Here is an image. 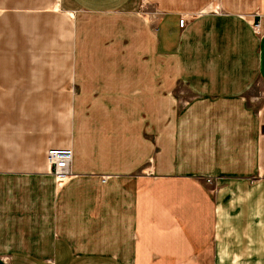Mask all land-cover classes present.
Masks as SVG:
<instances>
[{
    "label": "crops",
    "instance_id": "0c3cea01",
    "mask_svg": "<svg viewBox=\"0 0 264 264\" xmlns=\"http://www.w3.org/2000/svg\"><path fill=\"white\" fill-rule=\"evenodd\" d=\"M256 80L264 0H0V264H264Z\"/></svg>",
    "mask_w": 264,
    "mask_h": 264
},
{
    "label": "built area",
    "instance_id": "2783aa9c",
    "mask_svg": "<svg viewBox=\"0 0 264 264\" xmlns=\"http://www.w3.org/2000/svg\"><path fill=\"white\" fill-rule=\"evenodd\" d=\"M179 23H180V27H184L185 24L187 23V19L181 17ZM47 160H48L50 172L55 176L58 184H59V178L64 179L68 177V175L72 174V168H71L73 162L72 148L70 147L50 148L47 152Z\"/></svg>",
    "mask_w": 264,
    "mask_h": 264
},
{
    "label": "rangeland",
    "instance_id": "374dc122",
    "mask_svg": "<svg viewBox=\"0 0 264 264\" xmlns=\"http://www.w3.org/2000/svg\"><path fill=\"white\" fill-rule=\"evenodd\" d=\"M257 27H258V24L255 26V28H257ZM256 30H258V29H256ZM250 94H251L252 99L254 100V104L261 105V108H262V106L264 105V87L262 86V83H259L256 80L255 83H254V86L250 89ZM73 176H75V174L72 172V174L68 175V177L63 179L62 183H64L67 180L71 179ZM202 178H205L204 180L208 184L213 182V177H211V176H206V177L199 176V177H197V180H200ZM215 190H216V188L212 189L213 192ZM5 259H7V257Z\"/></svg>",
    "mask_w": 264,
    "mask_h": 264
}]
</instances>
